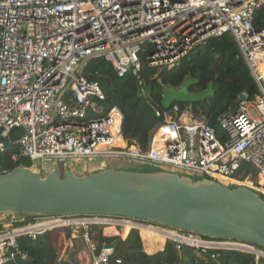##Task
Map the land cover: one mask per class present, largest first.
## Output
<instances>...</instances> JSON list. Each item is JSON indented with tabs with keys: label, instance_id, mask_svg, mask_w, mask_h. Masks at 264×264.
Here are the masks:
<instances>
[{
	"label": "built area",
	"instance_id": "2783aa9c",
	"mask_svg": "<svg viewBox=\"0 0 264 264\" xmlns=\"http://www.w3.org/2000/svg\"><path fill=\"white\" fill-rule=\"evenodd\" d=\"M263 8L264 0H0V138H10L17 129L18 139L10 145L17 152L11 161L64 164L76 158L130 157L253 191L231 179L256 176L264 195V29L254 25ZM224 34L232 35L258 85L254 100L220 118L221 136L191 105L176 103L170 110H156L163 122L153 131L148 150L120 149L115 140L124 136L123 115L118 108L105 113L99 85L84 75L88 62L104 58L122 77L130 70L137 74L145 56L159 73ZM139 84L146 94L143 82ZM7 147L0 141V155ZM243 162L245 168L237 175ZM10 172L0 160V176ZM39 217L32 223L4 225L0 264H16L18 255L29 260L20 250L21 238L36 240L67 227L82 228L89 250L95 252L98 245L90 228L114 224L164 235L178 247L188 245L213 259L222 251H238L253 254L256 264L264 261V249L248 243L205 238L131 218ZM128 235L122 232L121 240ZM107 246L103 244L90 264L109 263L115 248Z\"/></svg>",
	"mask_w": 264,
	"mask_h": 264
},
{
	"label": "water",
	"instance_id": "95a60500",
	"mask_svg": "<svg viewBox=\"0 0 264 264\" xmlns=\"http://www.w3.org/2000/svg\"><path fill=\"white\" fill-rule=\"evenodd\" d=\"M196 82L188 75L179 88L167 87L161 104L170 110L177 102H202L213 96V85L192 93ZM247 101L245 93L239 96ZM0 129V133H1ZM17 129L10 138H0L7 146L18 139ZM243 162L237 172L245 168ZM0 214L24 216H113L193 232L215 240H235L264 248V199L250 188H231L209 179L194 180L173 172L116 170L78 176L72 170L39 174L24 166L0 176ZM118 238L107 248H116ZM103 245L94 252L97 257ZM188 261L192 247L181 244ZM16 264H32L17 256Z\"/></svg>",
	"mask_w": 264,
	"mask_h": 264
},
{
	"label": "trees",
	"instance_id": "16d2710c",
	"mask_svg": "<svg viewBox=\"0 0 264 264\" xmlns=\"http://www.w3.org/2000/svg\"><path fill=\"white\" fill-rule=\"evenodd\" d=\"M254 25L257 30L264 29V8L257 13ZM84 75L89 81L99 85L104 95L100 103L105 113L113 108H118L122 113L124 140L128 145L135 144L144 152L149 148L153 131L163 122V118L156 115V110L165 111L161 104L164 89L179 88L188 75L196 80L190 88L192 93L204 91L212 84L214 94L202 102L177 104L191 105L194 112L204 117L219 136L222 135L219 120L222 116L238 112L242 103L240 94L245 93L247 101L250 102L259 93L258 85L230 34L208 39L170 70L165 69L158 73L156 69L149 67L146 57L142 56L141 70L137 74L130 70L120 77L111 63L104 58H95L86 65ZM140 82H143L146 94L142 93ZM16 152V147L9 146L6 153L0 155L3 167L9 171L18 166L29 168V159H22L15 164L11 161V156ZM222 180L227 179L223 177ZM231 180L241 183L239 177H232ZM261 198L264 199V196ZM38 217L24 216L23 220L12 223L14 226L32 223ZM4 225L5 223H0V231L4 229ZM102 230L99 226H92L89 231L91 239L98 246L112 244L118 239L104 237ZM19 246L32 264H67L60 260L58 248L52 239V231L44 233L36 240L23 237L19 240ZM117 260L121 262L118 263ZM108 264H256V261L253 254L238 251H222L221 257L217 259L194 252L186 261L178 244L172 240L167 241L163 251L149 255L145 252L139 230L132 229L127 239L116 246ZM259 264H264V261Z\"/></svg>",
	"mask_w": 264,
	"mask_h": 264
},
{
	"label": "rangeland",
	"instance_id": "374dc122",
	"mask_svg": "<svg viewBox=\"0 0 264 264\" xmlns=\"http://www.w3.org/2000/svg\"><path fill=\"white\" fill-rule=\"evenodd\" d=\"M30 170H34L36 173L39 172V174H43L52 170H58L61 174H64L66 170H72L76 175L78 176H85L91 173H96V172H103L106 169L113 167L116 170H123L125 169L126 171H146L150 172L152 170H160V171H174L175 173L178 174H187L191 176L192 178H199L203 179V176H198L192 173H187L169 166H164L158 163L150 162V161H142V160H137L134 158H128V157H113V158H104V157H95V158H76V159H68L64 164L59 163L58 161H51L49 163H44L41 164L40 161H30ZM247 178L252 177L249 176ZM244 176H239V179L244 183L246 179ZM254 187H252L257 193L261 194V197L264 195L260 193V189L255 186V182H258L259 179L258 177H254L252 180ZM225 185H228L225 183ZM231 188H234L235 186L229 185ZM259 189V190H258ZM24 215L21 216H14L12 214H0V223H12L14 221H17L19 219L23 220ZM40 218V217H39ZM43 220V218L41 219ZM162 226V225H161ZM165 227V226H162ZM125 231L124 233H126ZM206 238V237H205ZM165 241V240H164ZM152 249V248H150ZM151 253V252H150ZM152 255V254H151ZM62 262L69 263L65 258H60ZM73 261V259H72Z\"/></svg>",
	"mask_w": 264,
	"mask_h": 264
},
{
	"label": "crops",
	"instance_id": "0c3cea01",
	"mask_svg": "<svg viewBox=\"0 0 264 264\" xmlns=\"http://www.w3.org/2000/svg\"><path fill=\"white\" fill-rule=\"evenodd\" d=\"M125 170V169H123ZM103 236L107 238L117 237L120 238V235L130 233V230H125L124 228L119 227V225L104 226ZM129 231V232H128ZM140 235L144 242L145 252L149 255H154L160 251H163L167 243L166 239L163 245L160 242V236L154 235L148 232L139 231ZM124 234V235H126ZM148 237L152 238L149 239ZM52 239L58 248L60 258H65L69 263L67 264H90L94 252L90 251L87 243L84 239V233L82 228L76 227H67L61 229L52 230ZM149 239V240H148ZM123 242V241H122ZM150 244L154 246V249H150ZM149 250H153L151 253ZM73 259V261H72Z\"/></svg>",
	"mask_w": 264,
	"mask_h": 264
},
{
	"label": "bare ground",
	"instance_id": "6f19581e",
	"mask_svg": "<svg viewBox=\"0 0 264 264\" xmlns=\"http://www.w3.org/2000/svg\"><path fill=\"white\" fill-rule=\"evenodd\" d=\"M261 68H262V74L264 75V64H263V61H262V66H261ZM115 144H116L120 149H123V150H129L130 152H133V151L138 152V151H139V147L136 146L135 144H133V145H128V143L124 140L123 136H119V137H117V139L115 140ZM237 177H239V176H237ZM237 177L234 176V178H237ZM219 178L222 179L223 177H219ZM242 184L247 185V186H250V187H254V184H253V181L251 180V178H247L246 181H245L244 183L242 182ZM262 185H263L262 182H255V186H256L257 188H261V187H263ZM128 229H129L128 227L125 228V230H128ZM128 232H129V231H128ZM124 234H126V233H124ZM148 238L152 240V238H150V237H148ZM149 239H148V240H149ZM164 240H165L164 235L160 236V242H161V245L164 244V242H165ZM150 248L154 249V246H153L152 244H150ZM152 251H153V250H152Z\"/></svg>",
	"mask_w": 264,
	"mask_h": 264
}]
</instances>
